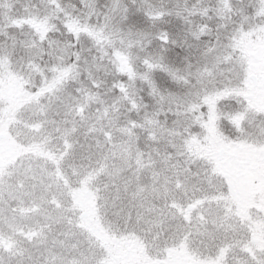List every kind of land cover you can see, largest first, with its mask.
Segmentation results:
<instances>
[{
	"label": "snow or ice",
	"instance_id": "snow-or-ice-1",
	"mask_svg": "<svg viewBox=\"0 0 264 264\" xmlns=\"http://www.w3.org/2000/svg\"><path fill=\"white\" fill-rule=\"evenodd\" d=\"M0 264H264V0H0Z\"/></svg>",
	"mask_w": 264,
	"mask_h": 264
}]
</instances>
